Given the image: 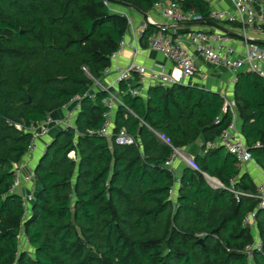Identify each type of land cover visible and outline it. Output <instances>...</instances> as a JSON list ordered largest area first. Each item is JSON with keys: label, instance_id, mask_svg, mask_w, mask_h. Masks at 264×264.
Listing matches in <instances>:
<instances>
[{"label": "trees", "instance_id": "1", "mask_svg": "<svg viewBox=\"0 0 264 264\" xmlns=\"http://www.w3.org/2000/svg\"><path fill=\"white\" fill-rule=\"evenodd\" d=\"M114 1L146 16L160 1L176 2L210 22L206 0ZM113 7L104 0H0V264H264V209L258 199L232 192L255 195L257 187L234 155L207 148L232 121L217 93L174 84L133 96L130 90L141 85L122 83L125 107L117 110L113 134L125 130L137 141L132 146L99 135L106 94L86 96L75 126L58 129L36 165L33 200L13 190L31 127L112 67L129 30ZM158 30L150 26L141 43L148 46ZM234 101L242 135L264 172V79L240 72ZM199 140V171L184 169L175 201L165 162ZM251 213L262 249L251 251L250 261L255 239L245 219ZM22 236L32 253L20 249Z\"/></svg>", "mask_w": 264, "mask_h": 264}, {"label": "built area", "instance_id": "2", "mask_svg": "<svg viewBox=\"0 0 264 264\" xmlns=\"http://www.w3.org/2000/svg\"><path fill=\"white\" fill-rule=\"evenodd\" d=\"M210 6V22L217 24H228L226 27L236 36L218 31L214 28L210 30L192 29L195 26L204 23L203 18L190 11L184 12L176 2L160 1L154 10L159 11L162 18L167 24H159L158 22L148 19L140 27L139 41L150 26H157L159 30L147 38L148 47L154 51L161 53L167 60L176 65L184 79L194 78L198 75L196 61L190 51V48L185 45V41L189 42L195 48L198 56L205 62L211 65L220 66L234 75V83L237 82V75L242 72H254L264 79V0H206ZM230 3L231 8H222L221 5ZM107 4V3H106ZM108 5V4H107ZM127 18L129 32L133 29V23L126 14H120ZM191 28V29H190ZM188 29V30H187ZM185 30V31H183ZM241 41L242 50L235 47L236 41ZM134 46V45H133ZM129 44L123 40L119 44L118 50L111 56L112 65L124 57ZM134 58L124 68H118L116 71V79L109 84H101L96 81L99 92L105 93L106 98L103 103L108 111L104 116V122L99 135L107 138L115 139V143L121 146L137 145L135 138L130 136L125 130L120 131L116 136L113 134L114 119L112 111L116 107H125L120 98V85L122 83L137 81L143 89H148L152 86L170 87L175 84L174 75L167 74L162 69H148L146 66L137 62L138 44L133 47ZM113 66L107 70L106 74L110 73ZM130 93L133 96H139L138 89H131ZM224 99L223 112L232 115V121L221 137L213 143H208L207 148L213 149L216 147L224 148L228 153L235 156L240 168L246 164L254 163V159L250 153L249 147L242 135L241 129L237 123V105L234 100H230L226 95H222ZM78 111V110H77ZM73 117L71 115L66 120L54 123L51 119L46 122L32 126L30 132L32 139L29 143L27 156L34 153L37 149V141L50 134L54 126L64 129L73 128ZM159 139L167 144H171L170 138L163 133L154 132ZM261 145L258 144L257 147ZM176 159H181L193 171H199L195 163L194 157L184 155L180 149H175L174 154L168 161L165 162V167L173 172V162ZM13 187L17 191L23 184L18 177ZM210 184L214 187H223L222 183L205 175ZM34 180V173L26 177L25 182L31 183ZM215 180V181H213ZM235 196L243 195L254 197L259 201V208L264 209V185L257 187L255 195H249L237 191H232ZM173 196V191H172ZM26 202L30 203L33 200L32 196L25 197ZM28 205V204H27ZM256 214L251 213L245 219V224L252 229L256 226ZM261 251L262 246L260 240L255 241L254 245L248 251L249 260L251 261L253 250ZM252 264V263H250Z\"/></svg>", "mask_w": 264, "mask_h": 264}, {"label": "crops", "instance_id": "3", "mask_svg": "<svg viewBox=\"0 0 264 264\" xmlns=\"http://www.w3.org/2000/svg\"><path fill=\"white\" fill-rule=\"evenodd\" d=\"M222 8H231L230 3H225L221 5ZM112 10L118 14H126L129 19L133 23V29L126 35V42L129 44V47L126 49L124 57H122L118 62L113 64V70L106 74L101 84H109L116 79V67L124 68L126 67L134 58V49L133 47L138 44V54L136 60L138 63L146 66L148 69H162L167 74L174 75L176 82L175 84H180L187 87L199 88L209 92L217 93L222 95H226L230 100H234V89L235 83L233 81L234 75L227 71L225 68L220 66L211 65L210 63L205 62L202 58H200L195 51V48L190 45L189 42L185 41V45L190 48V51L196 61V66L199 70L198 75L194 78L184 79L180 73V71L176 68L173 62L167 60L161 53L150 49L148 46H144L141 41H139L140 36V27L142 24L148 19L154 20L159 24H167L166 20L162 18V15L159 11L152 10L151 13L144 17L143 15L137 13L136 11L130 9H124L121 7L114 6ZM212 27L207 24H200L198 26L193 27L192 29H204L210 30ZM191 29V28H190ZM188 30V29H187ZM185 31V30H183ZM134 45V46H133ZM235 47L240 51L243 49V45L241 41H236ZM140 96L146 97L147 89L139 88ZM99 92V88L97 83H93L90 87H88L81 96L77 97L71 104L62 108L61 110L50 115L49 119H51L54 123L66 120L71 115L73 117V124L75 126L76 117L78 111L80 110V101L82 98L86 96H91L94 98L95 94ZM119 107H116L112 111V117L115 123V116ZM78 110V111H77ZM237 123L241 128L242 121L239 117L238 111ZM20 128V127H19ZM62 127L54 126L52 131L55 132L54 136L49 134L48 136L41 138L37 141V149L33 154L26 156L23 161L18 165L17 172L19 173L18 177L23 182L22 186L16 191L18 194L23 197L26 196H34L38 191V184L34 180L31 183H26L25 179L32 173H34V169L38 164L40 158L45 153L47 146L52 142L55 137L58 129ZM202 141H197L193 146L188 148L180 149V151L188 156L195 157L197 155L202 154ZM73 156V155H72ZM185 168H189L181 159H176L173 162V170L176 173L174 176L175 184L173 188V198L177 201L178 193L181 187L180 179L182 177V173ZM243 174H247L253 183L258 187L259 185H264V172L263 170L254 162L246 164L244 167L240 168ZM256 224V223H255ZM252 234L254 236L255 241L259 239V232L257 230V224L252 229Z\"/></svg>", "mask_w": 264, "mask_h": 264}, {"label": "water", "instance_id": "4", "mask_svg": "<svg viewBox=\"0 0 264 264\" xmlns=\"http://www.w3.org/2000/svg\"><path fill=\"white\" fill-rule=\"evenodd\" d=\"M107 4H110V5H113V6H117V7H121V8H124V9H130V7L127 5V4H124V3H121V2H117V1H114V0H104ZM135 11L141 15H143L138 9H135ZM144 17H147L146 15H143ZM207 25L211 26L212 28L218 30V31H221L223 33H226V34H229L230 36H236L234 33H232L231 31H229L226 27L220 25V24H217V23H214V22H209L207 23ZM200 243H202V241H200Z\"/></svg>", "mask_w": 264, "mask_h": 264}, {"label": "rangeland", "instance_id": "5", "mask_svg": "<svg viewBox=\"0 0 264 264\" xmlns=\"http://www.w3.org/2000/svg\"><path fill=\"white\" fill-rule=\"evenodd\" d=\"M50 134H51L52 136H54L55 132L52 131V129H51ZM53 139H54V138H53ZM173 174H174V176H176V173H175L174 170H173ZM20 249H21V250H28L30 253L33 252V250L29 247V245H28V243H27V241H26V239H25L24 236H22V237L20 238Z\"/></svg>", "mask_w": 264, "mask_h": 264}, {"label": "bare ground", "instance_id": "6", "mask_svg": "<svg viewBox=\"0 0 264 264\" xmlns=\"http://www.w3.org/2000/svg\"><path fill=\"white\" fill-rule=\"evenodd\" d=\"M213 181H215V180H213Z\"/></svg>", "mask_w": 264, "mask_h": 264}]
</instances>
